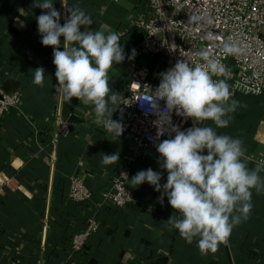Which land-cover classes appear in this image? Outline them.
Listing matches in <instances>:
<instances>
[{
    "label": "crops",
    "instance_id": "1",
    "mask_svg": "<svg viewBox=\"0 0 264 264\" xmlns=\"http://www.w3.org/2000/svg\"><path fill=\"white\" fill-rule=\"evenodd\" d=\"M33 3L0 0V89L22 95L19 108L10 109L0 121V264H264V192L252 190L250 216L234 227L228 244L201 256L195 239L188 244L177 230L165 227L174 211L167 197L161 205L157 200L161 193L147 182L132 188L130 179L148 168L161 173V185L166 183L167 172L157 163L160 156L154 149L141 151L132 166L127 180L132 203L99 209V231L82 252L71 251V236L96 211L100 193L109 188L132 143L125 134L117 137L96 123L92 104L76 98L69 104L57 93L53 49L40 43L36 22L47 10L34 8ZM73 4L91 17L92 31H115L120 39L135 43L108 72L109 86L120 97L109 105L116 109L112 119L119 122L125 115L128 79L142 74L149 62L138 48L144 31L137 27L147 15V0H53L61 12V25L68 15L61 5ZM60 40L62 51L63 37ZM38 67L45 70L42 87L32 82ZM227 83L231 91V80ZM230 99L246 107H238L230 114L228 127L216 131L240 138L248 167L253 168L264 151V93L259 97L232 93ZM86 109L91 115L83 121ZM58 117L72 125L54 143ZM204 123L215 127L210 120ZM193 124V120L180 122L183 130ZM117 152V164H102L103 154ZM71 175H78L93 195L80 209L67 196Z\"/></svg>",
    "mask_w": 264,
    "mask_h": 264
},
{
    "label": "clouds",
    "instance_id": "2",
    "mask_svg": "<svg viewBox=\"0 0 264 264\" xmlns=\"http://www.w3.org/2000/svg\"><path fill=\"white\" fill-rule=\"evenodd\" d=\"M61 6L68 13L63 25L61 12L54 8L53 0H34L32 5L47 10L36 17V22L40 43L53 49L56 91L69 104L72 98L84 105L92 104L95 122L119 137L123 125L112 119L116 109L109 105H115L120 97L109 86L108 72L114 63L119 64L125 58L120 37L115 31L108 34L92 31L91 17L78 5ZM223 52L234 55L239 49L225 42ZM196 55L203 64L190 65L186 60H177L173 67L160 73L156 95L147 101L150 104L165 101L158 112L159 120L165 121L163 124L171 126L169 114L174 109L177 115L194 121L185 130L171 126L174 138L156 144L160 156L157 163L167 172L166 183L161 185V173L151 168L138 171L130 182L132 188L145 182L153 186L161 193L157 198L161 205L167 197L174 211L165 227L177 230L188 244L195 239L201 256H205L216 252L221 244L227 245L234 227L249 218L252 190L264 192V179L260 175L264 172V160L249 168L243 141L216 131L228 127L230 114L246 105L230 99L232 92L227 83L230 70L212 59L207 50ZM33 74V84L42 87L44 68L34 69ZM214 76L224 79H213ZM209 120L215 127L205 125ZM163 134V128L158 130V136ZM119 159L118 152L103 154L102 164H117Z\"/></svg>",
    "mask_w": 264,
    "mask_h": 264
},
{
    "label": "built area",
    "instance_id": "3",
    "mask_svg": "<svg viewBox=\"0 0 264 264\" xmlns=\"http://www.w3.org/2000/svg\"><path fill=\"white\" fill-rule=\"evenodd\" d=\"M147 8L146 17L138 21L137 27L144 31L138 48L149 57V62L142 74L134 73L128 79L125 115L119 121L132 148L111 177L109 188L100 193L96 211L88 215L83 227L71 236L70 249L74 253L82 252L87 241L99 231L101 222L96 216L99 209L106 204L124 208L132 203L133 193L127 187V180L139 153L156 150V144L174 138L171 126L183 130L180 122L193 120L177 115L174 109L169 114L171 126L163 124L165 121L159 120L158 112L164 108L165 101L147 103L156 95L160 73L173 67L177 60H186L190 65L203 64L196 53L207 50L212 59L230 70L233 94L259 97L264 93V0H147ZM225 42L234 44L239 52L226 55ZM213 79L224 77L214 76ZM21 100L19 91L0 89V121L10 109H18ZM90 115L88 109L81 113L83 121H88ZM71 125L65 118H56L52 141L55 143L66 135ZM161 128L164 134L158 136ZM261 160H264V151L255 158L256 163ZM68 184L67 196L72 203L82 205L92 199V192L78 175H71Z\"/></svg>",
    "mask_w": 264,
    "mask_h": 264
},
{
    "label": "trees",
    "instance_id": "4",
    "mask_svg": "<svg viewBox=\"0 0 264 264\" xmlns=\"http://www.w3.org/2000/svg\"><path fill=\"white\" fill-rule=\"evenodd\" d=\"M121 47L123 48L124 55L128 53L131 48L135 45L134 42H131V40H125V39H120ZM80 207H84V204L82 205H77L76 208L80 209Z\"/></svg>",
    "mask_w": 264,
    "mask_h": 264
}]
</instances>
